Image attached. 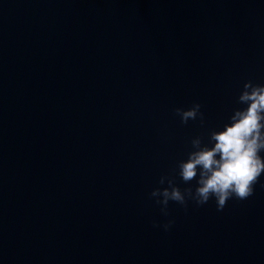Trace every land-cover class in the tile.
I'll list each match as a JSON object with an SVG mask.
<instances>
[{
	"label": "water",
	"instance_id": "water-1",
	"mask_svg": "<svg viewBox=\"0 0 264 264\" xmlns=\"http://www.w3.org/2000/svg\"><path fill=\"white\" fill-rule=\"evenodd\" d=\"M248 80L264 0H0V264H264V175L223 210L179 176Z\"/></svg>",
	"mask_w": 264,
	"mask_h": 264
},
{
	"label": "clouds",
	"instance_id": "clouds-1",
	"mask_svg": "<svg viewBox=\"0 0 264 264\" xmlns=\"http://www.w3.org/2000/svg\"><path fill=\"white\" fill-rule=\"evenodd\" d=\"M237 102L240 106L233 109L219 130L211 132L209 143L195 138L192 143L196 150L179 164V176L184 182L196 179L194 193L187 190L189 197L200 205L214 197L218 210H223L232 197L240 200L250 197L264 175V83L248 80ZM201 108L200 103H195L187 109L177 108L176 113L182 123L187 124L199 115L204 124ZM169 184L173 185V181L169 180ZM160 194V189L151 193L152 197ZM163 197L161 211L165 215L169 200L187 203L178 186L163 189ZM156 202L161 204L158 199ZM173 223L174 220H169L164 229L168 230Z\"/></svg>",
	"mask_w": 264,
	"mask_h": 264
}]
</instances>
